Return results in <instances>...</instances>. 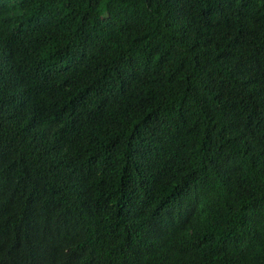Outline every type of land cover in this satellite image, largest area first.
<instances>
[{"label":"trees","instance_id":"trees-1","mask_svg":"<svg viewBox=\"0 0 264 264\" xmlns=\"http://www.w3.org/2000/svg\"><path fill=\"white\" fill-rule=\"evenodd\" d=\"M0 264H264V0H0Z\"/></svg>","mask_w":264,"mask_h":264}]
</instances>
